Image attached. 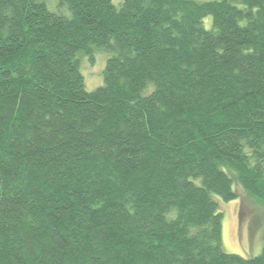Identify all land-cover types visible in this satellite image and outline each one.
I'll list each match as a JSON object with an SVG mask.
<instances>
[{
  "label": "trees",
  "instance_id": "16d2710c",
  "mask_svg": "<svg viewBox=\"0 0 264 264\" xmlns=\"http://www.w3.org/2000/svg\"><path fill=\"white\" fill-rule=\"evenodd\" d=\"M115 2L0 0V264H264V0Z\"/></svg>",
  "mask_w": 264,
  "mask_h": 264
},
{
  "label": "rangeland",
  "instance_id": "374dc122",
  "mask_svg": "<svg viewBox=\"0 0 264 264\" xmlns=\"http://www.w3.org/2000/svg\"><path fill=\"white\" fill-rule=\"evenodd\" d=\"M113 1L119 3L115 2L119 0ZM205 25H211V18L205 20ZM83 58L81 68L86 88L93 91L104 83L107 54L97 52L93 62L88 56ZM234 189H239L240 197L232 201H224L213 195L223 212V249L227 253L254 257L262 252L264 246V205L252 200L239 185H234Z\"/></svg>",
  "mask_w": 264,
  "mask_h": 264
}]
</instances>
